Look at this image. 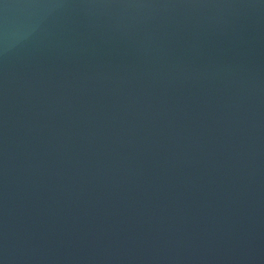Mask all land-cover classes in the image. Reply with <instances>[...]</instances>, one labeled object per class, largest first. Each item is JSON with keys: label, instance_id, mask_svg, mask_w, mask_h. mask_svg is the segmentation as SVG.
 Here are the masks:
<instances>
[{"label": "water", "instance_id": "95a60500", "mask_svg": "<svg viewBox=\"0 0 264 264\" xmlns=\"http://www.w3.org/2000/svg\"><path fill=\"white\" fill-rule=\"evenodd\" d=\"M0 264H264V0H0Z\"/></svg>", "mask_w": 264, "mask_h": 264}]
</instances>
